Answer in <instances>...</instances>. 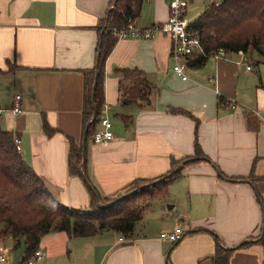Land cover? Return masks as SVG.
Masks as SVG:
<instances>
[{"label": "crops", "instance_id": "crops-1", "mask_svg": "<svg viewBox=\"0 0 264 264\" xmlns=\"http://www.w3.org/2000/svg\"><path fill=\"white\" fill-rule=\"evenodd\" d=\"M112 8L113 0H0V69L13 68L0 74L1 127L20 140L24 161L57 201L73 209L92 206L84 176L69 172V154L72 141L83 144L85 72L96 66ZM168 18V0H144L135 25ZM171 47L160 35L121 40L112 50L102 112L114 140L88 142L90 185L111 198L134 181L166 175L172 159L194 156L197 146L206 160L181 165L165 196L141 204L132 238L52 233L41 240L40 264H264V62L248 54V71L229 53L192 66L183 81L173 72ZM121 69L145 73L155 89L149 104L124 103ZM18 96L22 113L15 116ZM177 228L184 231L179 242L160 238ZM10 242L0 239V246Z\"/></svg>", "mask_w": 264, "mask_h": 264}, {"label": "trees", "instance_id": "trees-1", "mask_svg": "<svg viewBox=\"0 0 264 264\" xmlns=\"http://www.w3.org/2000/svg\"><path fill=\"white\" fill-rule=\"evenodd\" d=\"M210 1L204 13L191 24V28L198 32L207 54V58L199 59L193 67H202L209 55L219 49L231 53L253 52L264 62V0ZM143 3L144 0H113V8L103 22L96 66L85 72L83 137H87V145L97 130L105 104L106 63L118 42L112 30L135 23ZM10 71L13 68L7 71L0 69V74ZM118 73L122 75L119 89L127 104L150 103L155 89L143 71L121 69ZM95 113L97 119L90 123ZM125 121L129 125L130 121L126 118ZM47 130L51 131L48 127ZM15 138L16 135L3 130L0 123V239L11 238L15 249L24 240L26 251L22 262L40 250L42 238L52 233L65 232L70 238H89L103 231H114L124 239L132 238L136 224L144 216L140 202L165 196L169 185L181 177L183 167L174 172L180 165L206 160L197 146L194 156L180 161L172 159L171 170L166 175L153 181H134L124 193L111 198L102 197L93 185V189L87 185L92 195V206L89 209H73L59 203L43 180L24 161L15 145ZM86 169L87 154L84 159L83 144L76 145L72 141L69 172L88 178ZM144 186L146 188L141 190ZM98 199L103 205L115 204L100 209Z\"/></svg>", "mask_w": 264, "mask_h": 264}, {"label": "built area", "instance_id": "built-area-1", "mask_svg": "<svg viewBox=\"0 0 264 264\" xmlns=\"http://www.w3.org/2000/svg\"><path fill=\"white\" fill-rule=\"evenodd\" d=\"M192 0H168L169 18L166 22L155 24L148 28H138L134 22H131L124 28H114L112 30L113 35L118 41L134 38L141 40H154L160 35L167 36L171 39V59L174 63L173 72L180 77L183 81H188L187 71L191 68L199 59L207 58V54L201 43L198 32L191 28V22L188 20L187 11ZM231 53L225 49H219L213 54L209 55V58L215 60L224 59ZM240 56V62L246 65L247 70L251 71V65L249 62V56L243 51L236 53ZM208 58V59H209ZM20 97L16 99V104L13 109L15 116L22 113L20 106ZM236 105L231 104V109H235ZM107 107L104 108V111ZM114 140V134L112 132V123L103 112L98 119V128L92 138V142L95 145H104ZM15 145L17 150L21 151L20 140L15 138ZM184 236V231L181 228H177L173 232H164L160 238L163 241L175 244L179 242ZM124 241V238L121 239ZM45 259V253L38 250L30 259L22 264H40ZM0 264H10L9 250L4 246H0Z\"/></svg>", "mask_w": 264, "mask_h": 264}, {"label": "rangeland", "instance_id": "rangeland-1", "mask_svg": "<svg viewBox=\"0 0 264 264\" xmlns=\"http://www.w3.org/2000/svg\"><path fill=\"white\" fill-rule=\"evenodd\" d=\"M210 3H211L210 0H192V2L190 3V5L188 7V11H187L188 20L191 23H194L204 13V11L206 10V8L209 6ZM116 119H118L116 116H114L112 118L113 121H115ZM89 144H90V141H89ZM147 200H142L140 202V206L142 207V205H145ZM0 227H2V226H0ZM8 245L9 246L7 248L12 249V250H10V253H9V256L12 259L11 264H22L24 248H25L24 245L25 244L22 243V246H20L18 249H15L14 248L15 245H12L11 242L8 243Z\"/></svg>", "mask_w": 264, "mask_h": 264}, {"label": "water", "instance_id": "water-1", "mask_svg": "<svg viewBox=\"0 0 264 264\" xmlns=\"http://www.w3.org/2000/svg\"><path fill=\"white\" fill-rule=\"evenodd\" d=\"M124 103H127V100H124ZM97 119V113H95L94 114V116H93V118H92V120H91V122L90 123H92L94 120H96ZM86 154H87V137L86 136H84V139H83V158L85 159L86 158ZM181 169V165L178 167V168H176L175 169V171L174 172H178L179 170ZM84 181H85V183L90 187V189H93L92 187H91V185H90V183H89V180H88V178L84 175ZM146 188V186H144V187H142L141 188V190H143V189H145ZM98 202H99V199H98ZM115 203H112V204H110V205H103V204H101L100 202L98 203V206H99V208L100 209H107V208H110L111 206H113ZM43 262V261H42Z\"/></svg>", "mask_w": 264, "mask_h": 264}]
</instances>
